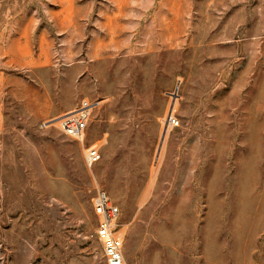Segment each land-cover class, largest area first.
Here are the masks:
<instances>
[{
	"label": "rangeland",
	"instance_id": "374dc122",
	"mask_svg": "<svg viewBox=\"0 0 264 264\" xmlns=\"http://www.w3.org/2000/svg\"><path fill=\"white\" fill-rule=\"evenodd\" d=\"M73 1L58 65L0 69V264H107L97 188L120 209L123 264H264V0L126 4L153 29L99 54L114 5ZM49 2L0 0V28ZM84 98L81 143L55 121Z\"/></svg>",
	"mask_w": 264,
	"mask_h": 264
},
{
	"label": "crops",
	"instance_id": "0c3cea01",
	"mask_svg": "<svg viewBox=\"0 0 264 264\" xmlns=\"http://www.w3.org/2000/svg\"><path fill=\"white\" fill-rule=\"evenodd\" d=\"M49 1L50 6L45 12L25 14L26 22L11 24L10 28L7 25L0 28V69L58 65V40L68 42V29H72L75 33L71 35V39L78 37L79 16L74 11L73 0L66 2L67 5L71 4L70 12L65 10L67 8H63V0ZM58 3L61 7L59 9ZM111 3L114 5L111 9L112 13L104 12L101 20L103 38L97 39L93 45L96 54L105 53L117 46L119 48L123 43L121 37L124 36V44L128 42L130 44L131 39L128 40L127 37L137 39L142 37L144 30L148 31L152 28L144 24L142 9L138 8L137 11L134 7L133 11H127L125 7L126 4L131 3L141 5L142 0H111ZM3 15L7 16V14ZM58 32L63 35L61 38H58Z\"/></svg>",
	"mask_w": 264,
	"mask_h": 264
},
{
	"label": "built area",
	"instance_id": "2783aa9c",
	"mask_svg": "<svg viewBox=\"0 0 264 264\" xmlns=\"http://www.w3.org/2000/svg\"><path fill=\"white\" fill-rule=\"evenodd\" d=\"M95 102L82 99L73 109L56 118L59 129L66 135L84 143L85 132L91 120ZM170 120H173L170 117ZM101 158V151L96 143L85 146V161L92 167ZM93 207L98 218L96 236L102 242L107 264H123V237L119 233L118 218L120 209L103 188H97L93 197Z\"/></svg>",
	"mask_w": 264,
	"mask_h": 264
},
{
	"label": "water",
	"instance_id": "95a60500",
	"mask_svg": "<svg viewBox=\"0 0 264 264\" xmlns=\"http://www.w3.org/2000/svg\"><path fill=\"white\" fill-rule=\"evenodd\" d=\"M174 99L176 98V93H174ZM173 105V104H172ZM172 105H171V109H172ZM171 109H170V112H169V114L171 113ZM165 133H166V127L164 128V131H163V133H162V137H161V142H160V147H161V145H162V142H163V140H164V135H165ZM159 147V148H160ZM158 154H159V151H158Z\"/></svg>",
	"mask_w": 264,
	"mask_h": 264
}]
</instances>
